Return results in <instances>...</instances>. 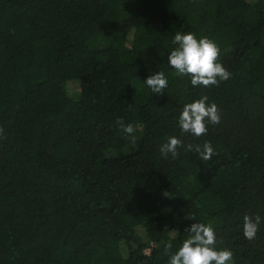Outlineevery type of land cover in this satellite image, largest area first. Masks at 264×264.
Returning <instances> with one entry per match:
<instances>
[{
  "label": "trees",
  "instance_id": "obj_1",
  "mask_svg": "<svg viewBox=\"0 0 264 264\" xmlns=\"http://www.w3.org/2000/svg\"><path fill=\"white\" fill-rule=\"evenodd\" d=\"M177 32L213 40L230 79L179 76ZM205 95L220 122L183 133ZM0 128V264H169L195 222L231 264H264V0H0ZM170 136L217 154L165 158Z\"/></svg>",
  "mask_w": 264,
  "mask_h": 264
},
{
  "label": "clouds",
  "instance_id": "obj_2",
  "mask_svg": "<svg viewBox=\"0 0 264 264\" xmlns=\"http://www.w3.org/2000/svg\"><path fill=\"white\" fill-rule=\"evenodd\" d=\"M176 47L168 54V65L175 70L179 76L190 77V83L193 87L219 86L222 81H227L231 73L218 62L220 56L219 46L207 37L197 39L193 33L181 34L177 32L172 40ZM145 84L151 89L152 93L159 96L164 93L168 86V80L163 72H156L149 75ZM208 97L202 96L200 99L183 106L178 118V124L183 133H190L195 137L203 136L208 128L206 121L210 124L220 122L219 109L215 103L208 104ZM116 125L124 133L132 135L135 131L131 123L125 124L123 118H118ZM3 129L0 128V138H3ZM184 147L185 151H195L200 159L204 161L211 160L216 155V151L209 142L203 145L188 144L183 145L182 141L175 137H168L167 141L160 147L161 154L172 159L177 158V149ZM165 196L166 193H164ZM195 221L194 216L187 217ZM261 217L245 215L243 217V235L248 240L256 237ZM188 238L182 242V245L174 253L170 254L169 264H231L233 261V252L227 248L217 250L216 234L211 224L195 222L187 229ZM171 243L165 246V251L170 253Z\"/></svg>",
  "mask_w": 264,
  "mask_h": 264
},
{
  "label": "rangeland",
  "instance_id": "obj_3",
  "mask_svg": "<svg viewBox=\"0 0 264 264\" xmlns=\"http://www.w3.org/2000/svg\"><path fill=\"white\" fill-rule=\"evenodd\" d=\"M107 65L106 64H102L100 65L101 68H105ZM71 89L74 88V85L73 84H70L69 86ZM99 137L102 138L103 140L107 141L110 139V134L107 133L106 130H101L100 134H99Z\"/></svg>",
  "mask_w": 264,
  "mask_h": 264
}]
</instances>
